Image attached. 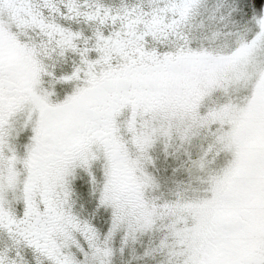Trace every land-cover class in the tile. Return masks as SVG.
I'll return each mask as SVG.
<instances>
[{"label":"snow or ice","instance_id":"obj_1","mask_svg":"<svg viewBox=\"0 0 264 264\" xmlns=\"http://www.w3.org/2000/svg\"><path fill=\"white\" fill-rule=\"evenodd\" d=\"M0 264H264V0H0Z\"/></svg>","mask_w":264,"mask_h":264}]
</instances>
